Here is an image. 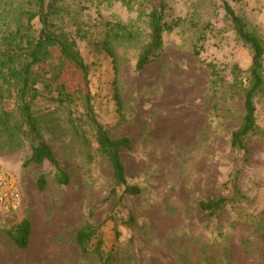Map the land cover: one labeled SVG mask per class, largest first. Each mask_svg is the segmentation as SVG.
I'll use <instances>...</instances> for the list:
<instances>
[{
  "label": "rangeland",
  "instance_id": "1",
  "mask_svg": "<svg viewBox=\"0 0 264 264\" xmlns=\"http://www.w3.org/2000/svg\"><path fill=\"white\" fill-rule=\"evenodd\" d=\"M226 5L264 42V0H45L47 26L40 0H0V164L23 196L16 211L0 215V264H101L99 241L113 264H264V84L254 130L235 149L252 52ZM154 11L176 27L163 34L158 59L138 71ZM43 29L74 43L89 70L85 77L51 48L38 68L41 96L31 104L39 139L69 175L67 186L47 163L26 166L37 142L2 64L3 54H24ZM67 95L72 101L62 102ZM86 97L112 139L130 140L121 156L139 195L114 192ZM220 198L228 202L219 213L201 209ZM23 221L31 224L26 249L7 234ZM86 223L98 229L88 253L76 243Z\"/></svg>",
  "mask_w": 264,
  "mask_h": 264
},
{
  "label": "trees",
  "instance_id": "2",
  "mask_svg": "<svg viewBox=\"0 0 264 264\" xmlns=\"http://www.w3.org/2000/svg\"><path fill=\"white\" fill-rule=\"evenodd\" d=\"M45 0H40L41 6V21L47 26L48 21L46 16L43 15ZM225 11L228 19L230 20L237 38L252 52V64L249 70V87L245 93V111L246 115L243 121V126L233 134L232 146L235 149H243L244 139L254 130L255 127V113L256 108L254 104L255 97L261 91L263 80V60H264V42L261 37L254 31L249 30L246 22L238 16L234 10L229 6H225ZM37 13H34L31 20L35 18ZM151 27L152 36L150 44L145 48L141 54L138 63L137 70L143 71L148 66L158 59L160 51L163 47V34L172 31L176 26L170 25L164 22L163 11H154L151 14ZM12 42L10 43V47ZM14 49L15 51L21 50L19 47ZM58 48L61 54V58L73 64L77 69L81 70L85 77L88 75V66L82 59L79 51L74 43L69 42L62 36L52 34L47 29H43L38 38L29 39L27 46L22 51L25 52L22 55L11 54V52L2 55V64L8 68L11 77L15 81L18 87V101L19 111L23 124L27 127L28 135L34 139L37 143L33 147L32 156L26 162V166L35 164H49L55 170V178L57 183L61 186H67L70 183V177L66 171H64L57 159L55 153L51 147L43 140L39 139L38 127L36 120L33 117L31 111V104L37 98L41 96V93L37 89V85L40 84L41 75L38 68L48 59L50 56V49ZM114 58V55L110 53ZM114 62L115 59H114ZM116 70V68H115ZM66 99H61L62 102L72 101V98L67 95ZM87 99V112L90 115L94 128L96 129V138L100 151L106 156L112 171L114 178V192L117 189H123V193L127 196H137L141 193V190L136 186H131L127 182L126 168L122 161L121 153L125 149L131 148V142L128 138L112 139L108 132L98 123L96 120L92 108L90 99ZM69 100V101H68ZM115 100L119 108H121V98L116 88ZM43 175L38 181V188L40 191L45 190L47 181ZM228 200L226 198H220L217 200H208L200 204V207L205 212L215 215L223 210L227 205ZM92 216V215H90ZM9 237L14 241L16 246L20 249H26L29 245V239L31 235V224L29 221H23L13 229L7 232ZM98 236V229L90 223H86L83 228L80 229L76 236V243L84 253H88L90 243ZM101 241L98 242L95 252L101 259V264H113L114 259L111 256L105 257L101 251Z\"/></svg>",
  "mask_w": 264,
  "mask_h": 264
},
{
  "label": "built area",
  "instance_id": "3",
  "mask_svg": "<svg viewBox=\"0 0 264 264\" xmlns=\"http://www.w3.org/2000/svg\"><path fill=\"white\" fill-rule=\"evenodd\" d=\"M23 202L15 176L0 164V215L16 211Z\"/></svg>",
  "mask_w": 264,
  "mask_h": 264
}]
</instances>
